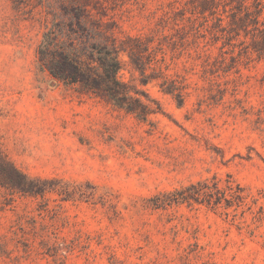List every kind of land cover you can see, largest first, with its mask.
I'll return each mask as SVG.
<instances>
[{"label":"rangeland","instance_id":"1","mask_svg":"<svg viewBox=\"0 0 264 264\" xmlns=\"http://www.w3.org/2000/svg\"><path fill=\"white\" fill-rule=\"evenodd\" d=\"M174 1L0 0V146L40 188L0 182V264H264V60L212 75L205 52L215 59L218 45L167 48L159 64L184 86L181 105L121 54V79L160 106L147 120L40 61L46 24L71 32L87 60L93 20L158 38ZM214 176L242 185L244 200L170 201Z\"/></svg>","mask_w":264,"mask_h":264},{"label":"trees","instance_id":"2","mask_svg":"<svg viewBox=\"0 0 264 264\" xmlns=\"http://www.w3.org/2000/svg\"><path fill=\"white\" fill-rule=\"evenodd\" d=\"M92 23L88 27L87 60L78 54L71 32L62 30L57 22L46 24L38 48L41 63L58 80L78 83L88 92L143 120L158 112L160 106L121 79L124 68L121 54L128 55L130 63L140 72L143 84L161 78V89L181 105L185 99L184 86L167 75L159 64L165 60L167 48L176 52L186 45L202 48L218 45L219 54L215 59L211 60L205 52L208 65L204 70L212 75L238 70V65L254 53L259 60H264V0H176L161 18L158 38L141 35L120 38L112 21L93 20ZM167 27L171 32H162ZM148 68H153L151 73H147ZM0 182L25 193L40 191L38 181L21 172L1 146ZM244 190L230 179L222 185L214 176L170 192V201L210 206H219L225 201L226 207H231L244 200Z\"/></svg>","mask_w":264,"mask_h":264}]
</instances>
